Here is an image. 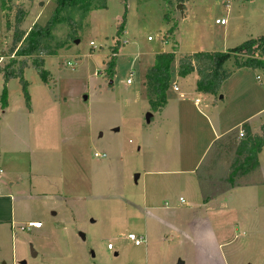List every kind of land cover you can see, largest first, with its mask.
I'll use <instances>...</instances> for the list:
<instances>
[{
  "label": "rangeland",
  "instance_id": "1",
  "mask_svg": "<svg viewBox=\"0 0 264 264\" xmlns=\"http://www.w3.org/2000/svg\"><path fill=\"white\" fill-rule=\"evenodd\" d=\"M55 2L0 0V65L15 29L25 34L35 23L45 25L59 8ZM91 6L59 9L50 22L45 75L30 62L23 70L28 107L18 78L0 75V194L18 200L16 223L42 224L14 234L9 224H0V264H191L186 247L207 245V228L197 235L178 231L181 212L192 221L207 214L195 169L212 132L233 124L240 131L244 118L255 131L264 124V73L235 68L231 57L224 64L230 75L218 93L204 95L195 90L196 74L177 77L173 61L171 77L179 90L170 88L163 111H152L145 72L160 52L225 51L264 35V0H186L182 6L175 0H126L113 54L122 1ZM232 161L223 157L202 171L204 195L227 189ZM35 168L37 178L30 179ZM8 178L18 180L11 189L4 184ZM238 181L254 186L225 191L217 200L229 198V222L236 208L244 226L255 219L261 233L251 243L264 247V146L257 171ZM171 206L179 211L172 215ZM2 208L0 200V217ZM242 230L238 236L245 239ZM129 232L144 242L135 246ZM259 254L246 252L245 264H258Z\"/></svg>",
  "mask_w": 264,
  "mask_h": 264
},
{
  "label": "trees",
  "instance_id": "2",
  "mask_svg": "<svg viewBox=\"0 0 264 264\" xmlns=\"http://www.w3.org/2000/svg\"><path fill=\"white\" fill-rule=\"evenodd\" d=\"M123 4V16L121 22L116 26L115 44L111 47V52L116 53L118 47V36L123 31L126 14V0H121ZM181 6L186 0H175ZM59 6L45 23L40 26L33 24L29 30L24 32L15 29L6 63L0 65V75L5 79L18 78L26 106L29 105V95L26 88L27 83L23 79L24 68L31 63L38 68V72L43 76L45 71L41 68L44 56L52 54L48 45L50 22L55 18L58 11L69 6H76L78 10L87 11L94 4L96 7L106 6V0H56ZM60 9V10H59ZM244 59L239 60V57ZM234 58L235 68L247 67L259 70L264 73V35L250 38L242 44L229 48L225 51H194L189 53L175 54L173 51H164L155 54V61L150 66L144 77L145 94L152 111H161L167 103V91L173 83L171 77V64L176 61V76L184 78L191 73L196 74L195 90L204 95H216L222 83L230 75V71L225 69L224 64ZM113 61L108 62L109 73H112ZM3 104L6 103L5 94L2 96ZM240 129L242 136H238L239 129L234 128L222 136L216 138L203 159L196 177L199 181L201 191H204L202 171H208L223 158L232 156L234 161L230 163V169L226 182L228 187L244 186L238 181L239 177H247L258 169V153L264 146V124L260 125L258 131H252L250 126L244 122ZM208 175V174H207ZM209 196H207L208 198Z\"/></svg>",
  "mask_w": 264,
  "mask_h": 264
},
{
  "label": "crops",
  "instance_id": "3",
  "mask_svg": "<svg viewBox=\"0 0 264 264\" xmlns=\"http://www.w3.org/2000/svg\"><path fill=\"white\" fill-rule=\"evenodd\" d=\"M177 83V82H175ZM193 103V101H192ZM194 104V103H193ZM195 105V104H194ZM165 107V106H164ZM163 107V109H164ZM210 106L207 105V109L209 110ZM163 109L161 111H163ZM209 116H208V112H207V123H208V127L210 128L209 124ZM247 118H244V120H242L243 122H246ZM236 124H233L231 126H227L226 128H219V130L217 132H212L211 136L208 138L207 140V145L204 148V152L205 156L207 154V152L209 151V148L212 144V142L222 136L223 134L227 133L228 131L234 129ZM241 125V124H240ZM255 131V130H252ZM204 156V158H205ZM199 169V164L197 166V168L195 169V173L196 171ZM37 168L33 169V171L30 169V179L33 178H37ZM42 172V170H41ZM195 180L196 183L198 185V189L200 191V194L202 196V205L206 206L207 205V214L205 213L204 218H194V221H192L191 219L188 218V216L186 214H182L180 213V220L183 222V224H181L179 226L178 231L180 233H184L186 234L185 230H188L189 235L190 234H200L201 232H203L204 230H206L207 228V245L206 244H202L200 247H186L188 250V254L189 256L192 255V257H190L191 264H245V258H244V254H246V252L250 251V250H258V252H260V261L258 262V264H264V247H253L252 243H251V239L252 236L258 233H261V230L259 228V224L256 223L255 219H251L248 218L247 220V226H244V224H241V221L245 222L244 219H242V217H239V213L236 211V209H234L235 211H233V214L235 215L233 219H231V222H229V220L225 219L226 216V212L228 213L229 211L226 209V206H229V198L228 197H224L221 200H217L218 199V195L221 193H224L225 191L229 192L230 190L234 189V188H243V187H250L251 185H244V186H235V187H230L227 189H223L222 191L219 192V194H209V195H204V192L201 191L200 185H199V181L197 180V177L195 175ZM18 180H12V178H8L4 184L8 185V188L11 189V187L13 186V184H17ZM31 181V180H30ZM195 182V181H194ZM254 186V185H253ZM32 187V186H31ZM33 188V187H32ZM34 192V191H33ZM32 191L29 192V195L32 194H37V193H33ZM192 193L194 194V192L192 191ZM42 194V193H40ZM207 196H209L207 198ZM180 197L178 202L180 201ZM0 200L3 204V206H5L6 208H2L5 209L4 213L2 214V216L0 217V224H9L10 228L12 229V226H16L18 224H22L24 221L22 222H18L16 223L17 220L14 219L15 215H14V203L17 202L18 200H14V197L12 194L9 193H1L0 194ZM217 200V201H216ZM166 203V204H165ZM184 202H179L180 205H182ZM215 203L219 204V209L216 210L217 208H215ZM221 205V206H220ZM169 205L167 204V202H164V207L167 208ZM249 208V207H247ZM136 210V209H135ZM7 211L9 214H7ZM169 211L171 212V214L173 213V211H179L176 210L174 208V206H171L169 208ZM170 214V216H171ZM173 215V214H172ZM220 217V219H219ZM246 218V216H244ZM203 219H205L203 221ZM219 219V220H218ZM28 221H38V220H28ZM26 221V222H28ZM218 221V222H217ZM253 221V223L251 222ZM25 223V222H24ZM241 226L242 230V234H244V230L246 231L245 235H248L246 238L248 239H244L243 236L239 237L238 236V227ZM42 227V224H41ZM40 227V228H41ZM249 227V228H248ZM37 228V229H40ZM13 230V229H12ZM131 233V232H129ZM128 233V234H129ZM244 235V236H245ZM216 240H211L209 241L210 237H214ZM238 236V237H237ZM108 243V242H107ZM249 244L252 247H246L249 246ZM184 250V248H183ZM147 253V252H146ZM148 256V254H147ZM146 258V257H145ZM148 258V257H147ZM149 260V258H148ZM183 264V263H182ZM248 264H252V263H248Z\"/></svg>",
  "mask_w": 264,
  "mask_h": 264
},
{
  "label": "built area",
  "instance_id": "4",
  "mask_svg": "<svg viewBox=\"0 0 264 264\" xmlns=\"http://www.w3.org/2000/svg\"><path fill=\"white\" fill-rule=\"evenodd\" d=\"M215 23L225 24L226 23V20L225 19H220V20L216 19L215 20ZM149 39H150V37H148V40ZM124 43H125V41H123V44ZM89 45L90 46H93L94 43L92 41H90L89 42ZM68 64H69V62H68ZM129 76H132V72L129 73ZM256 78L258 79L259 77L256 76ZM130 83H131V81L128 78L126 80V84H130ZM171 89L173 91H176V92L179 90L178 89V86H177V84L175 82H173L171 84ZM179 97L182 98L183 97V93L182 94H179ZM193 103L195 105H198L199 100L197 98H195V99H193ZM242 135H243V131L240 130L239 133H238V136L240 137ZM94 156H97L98 157L97 154H94ZM180 202H183V199H180ZM40 227H41V222H39V221H28V222H25V223H22V224H18L16 226L13 225L12 226V229H13L12 230V233L13 234L15 233L14 229L15 230L18 229L19 231H29L30 229H37V228H40ZM127 239H129L130 241H132L135 246H139V245H141L144 242V238L143 237H137L133 233L127 234ZM106 247H107V249H112L113 248V245L111 244V242H108L107 245H106Z\"/></svg>",
  "mask_w": 264,
  "mask_h": 264
},
{
  "label": "water",
  "instance_id": "5",
  "mask_svg": "<svg viewBox=\"0 0 264 264\" xmlns=\"http://www.w3.org/2000/svg\"><path fill=\"white\" fill-rule=\"evenodd\" d=\"M1 53H3V51ZM31 253L33 256L35 255V252L33 250L31 251ZM178 264H182V263L179 262Z\"/></svg>",
  "mask_w": 264,
  "mask_h": 264
}]
</instances>
